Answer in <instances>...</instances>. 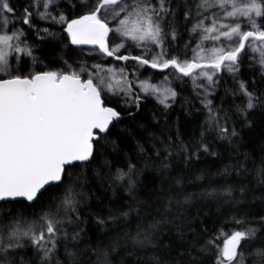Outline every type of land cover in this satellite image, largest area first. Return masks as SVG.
<instances>
[{"label":"snow or ice","instance_id":"6c2138e0","mask_svg":"<svg viewBox=\"0 0 264 264\" xmlns=\"http://www.w3.org/2000/svg\"><path fill=\"white\" fill-rule=\"evenodd\" d=\"M0 264H264V0H0Z\"/></svg>","mask_w":264,"mask_h":264},{"label":"trees","instance_id":"16d2710c","mask_svg":"<svg viewBox=\"0 0 264 264\" xmlns=\"http://www.w3.org/2000/svg\"><path fill=\"white\" fill-rule=\"evenodd\" d=\"M50 55H51L50 52H45V54H44L45 58H49ZM158 80H159V76H157L156 78H154L153 81H152V83H156V82H158ZM153 106H154V101L149 100V101L147 102L146 108H147V109H151ZM146 114H147V112H146ZM258 135H259V133L257 132V137H258ZM222 239H223V237H221V240H222Z\"/></svg>","mask_w":264,"mask_h":264},{"label":"rangeland","instance_id":"374dc122","mask_svg":"<svg viewBox=\"0 0 264 264\" xmlns=\"http://www.w3.org/2000/svg\"><path fill=\"white\" fill-rule=\"evenodd\" d=\"M129 79H134L132 76H129ZM157 83V82H156ZM155 84V83H154Z\"/></svg>","mask_w":264,"mask_h":264}]
</instances>
